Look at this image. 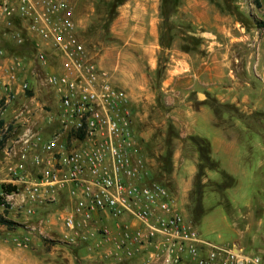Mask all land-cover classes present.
I'll list each match as a JSON object with an SVG mask.
<instances>
[{
	"label": "rangeland",
	"instance_id": "rangeland-1",
	"mask_svg": "<svg viewBox=\"0 0 264 264\" xmlns=\"http://www.w3.org/2000/svg\"><path fill=\"white\" fill-rule=\"evenodd\" d=\"M68 1L86 47L132 101L134 134L150 168V163L158 168L157 156L165 152L169 125L181 135V120L174 118V111L185 108L190 101L193 109L210 104L217 122L226 127L232 128L241 119L253 129L261 128L264 141V0L259 5L256 0H227V11L218 6L220 3L226 8L224 0H182L174 18L178 23L177 38L169 50H162L150 34L159 35L160 0H128L111 21L105 20L109 0ZM189 35L199 42L190 41ZM186 45L190 46L189 52L184 50ZM159 67L161 74H157ZM32 71H28V76L34 78L31 90L8 106L0 102L4 131L9 126L13 128L0 152V199L6 203L0 202V216L15 223L12 227L0 226V264H93L85 258L82 245H69L63 239L59 215L69 203L62 196L59 201L36 205L31 215L27 214L28 204L23 202L22 187L18 193L2 196L1 186L12 179L9 169L18 162L16 141L28 128L47 127L48 119L59 107L44 73L37 71L36 75ZM205 71L211 75L207 86L199 77ZM199 93L206 98L199 99ZM254 110V115L245 117ZM199 133L207 136L204 126ZM182 144L173 139L174 148ZM184 145L192 149L189 143ZM26 170L31 171L29 164ZM161 184L168 185L172 192V175ZM244 187L232 207L228 202L216 205L220 195L208 191V213L199 227L189 214L185 216L197 226L204 240L226 248L239 242L245 252L264 261V179L254 178ZM258 203L261 205L256 207ZM247 205H256L249 228L243 221L235 224L233 220ZM26 241L27 247L19 245Z\"/></svg>",
	"mask_w": 264,
	"mask_h": 264
},
{
	"label": "built area",
	"instance_id": "built-area-1",
	"mask_svg": "<svg viewBox=\"0 0 264 264\" xmlns=\"http://www.w3.org/2000/svg\"><path fill=\"white\" fill-rule=\"evenodd\" d=\"M73 17L68 0H0V102L8 106L31 90L32 69L44 73L59 104L47 127L28 128L16 141L9 184L16 193L23 188L27 214L66 192L63 239L82 245L94 264H125L146 249L145 264H264L241 246L205 241L171 191L153 179L134 134L132 101L86 47ZM24 34L31 57L2 47L24 44ZM102 215L117 221L115 231L97 223Z\"/></svg>",
	"mask_w": 264,
	"mask_h": 264
},
{
	"label": "crops",
	"instance_id": "crops-1",
	"mask_svg": "<svg viewBox=\"0 0 264 264\" xmlns=\"http://www.w3.org/2000/svg\"><path fill=\"white\" fill-rule=\"evenodd\" d=\"M152 34L154 43L159 44V35ZM159 46V45H158ZM202 79L204 86L209 84L211 75L202 73L199 75ZM195 84V83H194ZM192 85L191 87H193ZM190 87V88H191ZM185 104V108L174 111V118L181 120V137L186 138L189 136H198L208 140L210 143L211 157L218 164L221 171L233 177L235 184L228 188L224 193V198L220 193L206 189L203 198V205L205 214L197 225L198 227L206 220L208 210L205 208V201L207 192L211 191L218 193L221 198L217 200L216 205H221L223 202H228L232 207L235 202L236 195L243 189L246 182L254 181V178L264 179V141L261 140L262 129H253V126L243 124L240 119L235 125L226 127L217 122V115L212 106L208 103L202 104L199 109H193V105ZM255 114V110L248 113L245 117ZM225 118L227 116L225 115ZM228 119V118H227ZM254 120V117H253ZM204 126L207 136L200 135V127ZM264 129V128H263ZM241 134L242 136L238 135ZM192 148V147H191ZM174 168L172 172V195L174 196L177 205L182 209L186 216L189 214L190 207V194L194 190L195 180L198 173L199 155L192 149H187L184 144L177 147L174 153ZM151 165L152 175L157 166L153 168ZM222 180L221 175L217 171H207L206 176L203 178V183H220ZM249 187V185L247 186ZM264 190V187L262 188ZM61 196L66 200V208H69L71 199L66 192L61 193ZM256 198V196H255ZM59 201V199L57 200ZM263 204V203H262ZM257 205V206H256ZM259 207L261 204H256ZM255 206L247 205L243 210L239 211L241 216L234 217V223L243 221L246 228L252 226V215ZM65 208V209H66ZM190 217V215H189ZM241 218V219H240ZM124 221H131V217L124 216ZM117 221L102 215L97 220L99 225H107L115 231V224ZM207 241V240H205ZM209 242V241H208ZM241 246L239 242H234L232 246ZM242 247V246H241ZM138 252L137 256L133 259L127 260L125 264H145L146 253ZM93 263V262H91ZM94 264V263H93Z\"/></svg>",
	"mask_w": 264,
	"mask_h": 264
},
{
	"label": "trees",
	"instance_id": "trees-1",
	"mask_svg": "<svg viewBox=\"0 0 264 264\" xmlns=\"http://www.w3.org/2000/svg\"><path fill=\"white\" fill-rule=\"evenodd\" d=\"M128 0H109L106 4L108 6V12L105 16V20L111 21L115 15L116 11L119 7L124 5ZM226 4V8L218 3V6L224 8L226 11L229 9V2L224 0ZM257 4H260V0H256ZM182 0H160V8H159V46L162 50H169L174 44L175 39L177 38V30L178 23L174 20L177 16L178 9L180 8ZM109 18V19H106ZM17 25L20 26V22H17ZM188 32H190V25H187ZM26 41L24 44L20 46H16L12 43L5 41L2 44V47L8 50V52L12 55L21 56L24 58L31 57L33 53V45L31 40L28 39L26 34H24ZM190 41L199 42L194 36L189 35L188 37ZM189 45L184 47V50L189 52ZM162 69L159 67L157 70V74H161ZM158 103L164 107L160 100L158 99ZM169 132L167 138L165 139L166 148L165 152L161 155L157 156L158 168L155 172V181L161 183V181L167 180L173 172L174 168V153L176 148L173 145V139L180 140L183 144L186 142L196 151L199 155V163H198V173L195 180L194 190L190 194V207H189V215L191 220L198 225L201 221L202 217L205 214V209L203 205V198L206 192V189L209 188L215 192L220 193L224 198L225 191L232 187L235 184V180L230 175L221 171L218 164L211 157V149L210 143L208 140L198 137V136H189L186 138H182L179 132L176 131L175 127L170 124ZM5 123L4 120H0V152L4 150L6 144L10 138V134L12 131V126H9L6 131H4ZM154 156V155H152ZM207 171H217L221 175L220 183H203V178L206 176ZM165 185V184H164ZM168 185H166L167 187ZM168 188V187H167ZM1 190L4 196L12 195L17 192V187L13 185H2ZM4 198L0 199L1 205L6 204ZM15 223L11 220L6 219L3 216H0V226L12 227Z\"/></svg>",
	"mask_w": 264,
	"mask_h": 264
},
{
	"label": "water",
	"instance_id": "water-1",
	"mask_svg": "<svg viewBox=\"0 0 264 264\" xmlns=\"http://www.w3.org/2000/svg\"><path fill=\"white\" fill-rule=\"evenodd\" d=\"M199 99H204V98H206V96H205V94H203V93H199Z\"/></svg>",
	"mask_w": 264,
	"mask_h": 264
}]
</instances>
